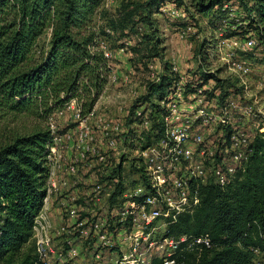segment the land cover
Instances as JSON below:
<instances>
[{"label": "trees", "instance_id": "obj_1", "mask_svg": "<svg viewBox=\"0 0 264 264\" xmlns=\"http://www.w3.org/2000/svg\"><path fill=\"white\" fill-rule=\"evenodd\" d=\"M194 1L202 14L214 18V29L224 38L252 33L264 45V0ZM231 1L243 10L242 21L229 17ZM167 2L188 10L184 0L127 2L121 17L110 20L108 33L105 28L97 30L94 22L104 0H0V123L9 112L33 113L41 108L50 116L71 100H76L84 116L90 113L113 69L104 54L102 35L111 36L120 28L133 31L141 24L157 33L153 9L160 12ZM49 29L48 49L38 50L39 40ZM158 41L146 49L149 62L162 58L158 51L153 52ZM119 46L123 48L125 43ZM206 54L204 49L199 53L208 59ZM162 68L159 78L148 86L144 103L135 104L131 113L130 124L151 122L141 135L144 147L163 135L166 109L160 100L180 80L172 63L166 62ZM202 76L216 78L205 71ZM135 133L130 129L123 134L127 146L135 144ZM53 143L50 126L28 134L12 133L0 142V264L37 263L33 229L47 196ZM124 186L120 173L113 201ZM198 192V205L170 224V235L208 233L215 245L197 249L184 243L173 256L175 264H253L254 249L264 250V124L244 168L227 184L212 180L200 184ZM152 264H163V260L156 258Z\"/></svg>", "mask_w": 264, "mask_h": 264}, {"label": "built area", "instance_id": "obj_2", "mask_svg": "<svg viewBox=\"0 0 264 264\" xmlns=\"http://www.w3.org/2000/svg\"><path fill=\"white\" fill-rule=\"evenodd\" d=\"M112 1L104 0V6ZM161 11L174 18L183 15L180 7L169 2ZM190 30H182L180 37L185 38ZM219 43L223 51L219 58L228 77L241 86V95L224 97L223 70L216 71L199 55L200 70L216 78L206 80L200 75L203 79L189 92L191 81L180 74V80L166 91L160 100L166 109L164 133L136 152L143 182L130 186L123 180L124 190L116 201L120 159L127 153L123 134L129 129L113 127L103 116L93 120L95 108L82 118L76 100L59 111L76 110L81 125L76 133L63 134L54 122L50 125L54 143L47 196L33 229L36 264H152L156 258L163 264H175L173 256L184 243L187 248H213L215 243L208 233L176 238L170 235V224L180 214L195 209L200 184L212 180L227 184L244 168L264 124V98L255 99L254 94L247 98L246 94L251 91L257 65L245 54L260 46L257 37L249 33L222 38ZM103 49L105 57L111 59L112 54ZM260 68L263 72L255 84L264 92V63ZM142 125L149 129L151 122L146 120ZM67 141L73 145L70 158H65L63 150ZM119 145L123 147L119 149ZM52 198L59 206L54 216L47 209ZM159 231L161 237L155 238ZM253 264H264L261 248L254 249Z\"/></svg>", "mask_w": 264, "mask_h": 264}, {"label": "rangeland", "instance_id": "obj_3", "mask_svg": "<svg viewBox=\"0 0 264 264\" xmlns=\"http://www.w3.org/2000/svg\"><path fill=\"white\" fill-rule=\"evenodd\" d=\"M146 1L114 0L110 2L95 14L94 22L96 29L99 30L100 27L101 29L105 28L109 33L108 24L110 20L121 17L119 16L120 11L123 9L125 3H143ZM184 1L188 5V10L184 6H180L183 15L181 14L178 18L164 14L162 11L157 12L156 7H154L153 22L157 28V33L151 31L148 26L141 24L133 31L129 28L122 31L120 28L116 33H110L111 36L102 35L103 47L112 54L109 61L113 69L108 83L95 104V115L92 116V119L95 120L103 116L107 119L106 123L109 125L125 126L129 131L133 129L136 132L135 144L127 146V153L122 158L119 156L121 158L122 178L130 186H137L143 182L141 171L138 168L139 164L136 159V152L145 145V139L141 136L144 134L145 127L140 123L130 124L131 113L135 104L138 102L144 103L148 86L163 71V64L165 65L166 62L172 63L177 67L180 74L187 75L191 81L187 89L189 92H192L194 89L192 85L199 83L203 79L200 77L203 71L200 70L199 53L204 49L213 69H216V71L218 69L219 71L223 70V73H221L223 78L221 80H224L221 85L223 92H226L223 96L226 97L229 94L241 95V86L234 78L228 77L229 73L225 70L226 66L223 65V61L219 58L223 52L219 42L224 37L221 31L214 29L216 26L214 18L202 14L196 6V1ZM228 5L231 20L242 21L244 13L238 3L231 1ZM136 16L137 18L140 17L139 14ZM188 27H191V30L187 32L188 35L185 38H181V31L187 30ZM156 35H158V39H156ZM50 37L51 29L39 40L37 45L38 50L46 51L48 49ZM156 40L159 41L157 47H154L153 52L158 51L163 59L159 57L149 62L148 54L150 52L146 49L151 48L150 44L155 45ZM203 40L208 45H204ZM122 42L125 43V47L123 48L119 46ZM131 46L135 48H133V51L130 49ZM245 56L257 65V68L252 73L251 84L249 85L251 91L250 93H246L247 98H251L252 94H254L253 98L255 99L264 98V92L257 89L255 84L256 79L261 78L263 72L260 65L264 63V45H260L259 47L257 45L254 49H249ZM114 76L115 79H113ZM242 89L244 88L242 87ZM218 100H221V97H218ZM64 108L65 106L55 108L50 116L46 115L41 108L38 109L39 112L33 113L9 112L0 123V142L12 133L28 134L39 129H47L52 122L57 125L59 134L66 132L76 133L81 125L76 110L68 109L65 110L64 114H60L59 111ZM81 117L84 118V115L82 114ZM95 129L99 128L95 127ZM140 136L141 138L139 139ZM68 141L63 147L64 151L72 144V142L70 144ZM122 147V145H119V149ZM154 237H161V232L159 231ZM60 251L63 255L62 246L59 247Z\"/></svg>", "mask_w": 264, "mask_h": 264}, {"label": "crops", "instance_id": "obj_4", "mask_svg": "<svg viewBox=\"0 0 264 264\" xmlns=\"http://www.w3.org/2000/svg\"><path fill=\"white\" fill-rule=\"evenodd\" d=\"M67 148L68 149L66 151H64L65 156H66L65 158H67V157L70 158L73 155V145H70ZM59 172L63 173V170L61 169ZM58 208H59L58 203L53 198L50 199V202L47 205L49 215H53V216L56 215L58 213Z\"/></svg>", "mask_w": 264, "mask_h": 264}]
</instances>
